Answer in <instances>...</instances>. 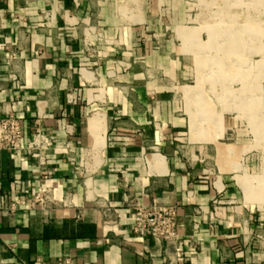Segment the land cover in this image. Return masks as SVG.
Segmentation results:
<instances>
[{
    "label": "crops",
    "instance_id": "0c3cea01",
    "mask_svg": "<svg viewBox=\"0 0 264 264\" xmlns=\"http://www.w3.org/2000/svg\"><path fill=\"white\" fill-rule=\"evenodd\" d=\"M217 2L190 25L186 0H0V117L24 127L0 150V264H264V0ZM154 200L177 242L134 235Z\"/></svg>",
    "mask_w": 264,
    "mask_h": 264
},
{
    "label": "built area",
    "instance_id": "2783aa9c",
    "mask_svg": "<svg viewBox=\"0 0 264 264\" xmlns=\"http://www.w3.org/2000/svg\"><path fill=\"white\" fill-rule=\"evenodd\" d=\"M87 50H89L87 48ZM24 127L14 114L0 117V150H18L23 146ZM46 141V136L42 135ZM48 179V174L44 175ZM56 202V191L51 185L41 186L33 195L32 203L43 207ZM24 198L14 200L9 210L17 212L26 205ZM132 231L139 238L152 236L167 242L175 243L179 239L177 208L174 205L159 204L154 200L150 204L134 201Z\"/></svg>",
    "mask_w": 264,
    "mask_h": 264
},
{
    "label": "rangeland",
    "instance_id": "374dc122",
    "mask_svg": "<svg viewBox=\"0 0 264 264\" xmlns=\"http://www.w3.org/2000/svg\"><path fill=\"white\" fill-rule=\"evenodd\" d=\"M186 1L188 2V6L190 8V10H189V24L190 25H193L196 21H198L201 14L202 15L203 14L215 15L217 12L220 13L221 6L217 5L218 4L217 1H220V0H216V3H213V4H211V2L213 0H186ZM233 10L235 12L241 13V8L238 6H236ZM260 11H261V9L258 7H249V14L252 16H255V15L261 13ZM222 12H224V11H222ZM262 13H264V12H262ZM235 88H236V86H235ZM236 110L237 109H235L234 116H235V114H237ZM230 121H231L230 125L233 122L234 126H230L231 127L230 130L223 135V141L228 142V143L234 142L236 140L235 126H239V125L241 126L243 124L244 126H247L248 130H250L253 126L252 117L241 118L239 116V117H234ZM214 122L216 125H219L218 120H214L213 123ZM209 123H211V122H209ZM251 138H253L252 135H251ZM251 143L255 148H259V147L261 148L260 154L264 158V144L257 143L256 139H255V141L253 140ZM256 146H259V147H256ZM256 153H258V152H256ZM252 169H254V172L257 173V168H251V170ZM263 170H264V167H263Z\"/></svg>",
    "mask_w": 264,
    "mask_h": 264
},
{
    "label": "bare ground",
    "instance_id": "6f19581e",
    "mask_svg": "<svg viewBox=\"0 0 264 264\" xmlns=\"http://www.w3.org/2000/svg\"><path fill=\"white\" fill-rule=\"evenodd\" d=\"M245 46V45H244Z\"/></svg>",
    "mask_w": 264,
    "mask_h": 264
}]
</instances>
